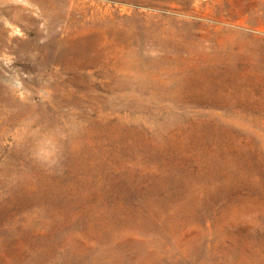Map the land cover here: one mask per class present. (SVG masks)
I'll list each match as a JSON object with an SVG mask.
<instances>
[{"label": "rangeland", "instance_id": "1", "mask_svg": "<svg viewBox=\"0 0 264 264\" xmlns=\"http://www.w3.org/2000/svg\"><path fill=\"white\" fill-rule=\"evenodd\" d=\"M0 264H264V0H0Z\"/></svg>", "mask_w": 264, "mask_h": 264}, {"label": "clouds", "instance_id": "2", "mask_svg": "<svg viewBox=\"0 0 264 264\" xmlns=\"http://www.w3.org/2000/svg\"><path fill=\"white\" fill-rule=\"evenodd\" d=\"M52 155H54V153H45V152L38 151L37 159H40L43 162H47L48 159H50Z\"/></svg>", "mask_w": 264, "mask_h": 264}]
</instances>
